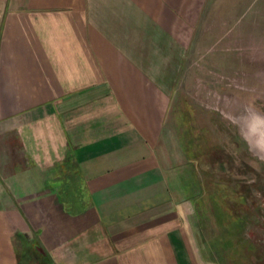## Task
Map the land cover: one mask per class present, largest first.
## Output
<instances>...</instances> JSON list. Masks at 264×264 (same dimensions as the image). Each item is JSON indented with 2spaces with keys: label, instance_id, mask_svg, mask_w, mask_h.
<instances>
[{
  "label": "crops",
  "instance_id": "obj_1",
  "mask_svg": "<svg viewBox=\"0 0 264 264\" xmlns=\"http://www.w3.org/2000/svg\"><path fill=\"white\" fill-rule=\"evenodd\" d=\"M208 4L0 0V264H213L168 121ZM233 15L234 79L264 90V0Z\"/></svg>",
  "mask_w": 264,
  "mask_h": 264
},
{
  "label": "rangeland",
  "instance_id": "obj_2",
  "mask_svg": "<svg viewBox=\"0 0 264 264\" xmlns=\"http://www.w3.org/2000/svg\"><path fill=\"white\" fill-rule=\"evenodd\" d=\"M233 19V0H209L168 121L195 203L194 249L213 264H264V90L234 79ZM66 182L64 209L82 213L84 184Z\"/></svg>",
  "mask_w": 264,
  "mask_h": 264
},
{
  "label": "trees",
  "instance_id": "obj_3",
  "mask_svg": "<svg viewBox=\"0 0 264 264\" xmlns=\"http://www.w3.org/2000/svg\"><path fill=\"white\" fill-rule=\"evenodd\" d=\"M241 197H242V199H245V195H242ZM233 222H235V223H236V222L239 223L240 220H236V218H235V221H233Z\"/></svg>",
  "mask_w": 264,
  "mask_h": 264
}]
</instances>
